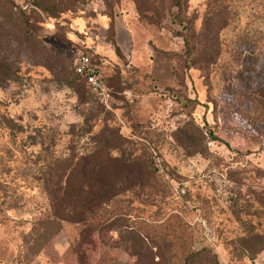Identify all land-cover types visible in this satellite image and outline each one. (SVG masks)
<instances>
[{"label":"rangeland","instance_id":"374dc122","mask_svg":"<svg viewBox=\"0 0 264 264\" xmlns=\"http://www.w3.org/2000/svg\"><path fill=\"white\" fill-rule=\"evenodd\" d=\"M81 54L103 101L73 74ZM93 136L155 174L74 226L54 218L52 158L90 153ZM259 169L264 0H0V259L264 264Z\"/></svg>","mask_w":264,"mask_h":264},{"label":"trees","instance_id":"16d2710c","mask_svg":"<svg viewBox=\"0 0 264 264\" xmlns=\"http://www.w3.org/2000/svg\"><path fill=\"white\" fill-rule=\"evenodd\" d=\"M8 5L4 6V9L14 14L12 8ZM23 31L25 30L23 29ZM73 74L83 83L88 92L96 97L91 88L85 83V80L75 73L74 67ZM64 82L72 89L74 88L75 93L84 100V92L82 93L78 86L66 79ZM96 113V111L95 114L92 111L91 119L96 116ZM115 140L116 138L111 136L104 137L102 140L94 137V139L91 138L94 147L90 153L67 158L60 156L52 158L53 162L63 169L61 178L64 179L61 187L52 189L48 193L58 202L61 201L55 204L57 211L54 215L55 219L63 221L66 218L67 223L78 226L79 224H86L83 218H96V214L101 209H110L109 214H113L117 199L138 196L137 193L146 186L145 181L147 178L154 177L155 169L148 167L145 162H138V159L129 156H114L109 144L115 143ZM256 172L260 178H264V170L259 169ZM246 174L245 172V175L241 178L244 182L250 177ZM74 216H76V219ZM202 257L203 250L191 251L184 256L182 264H195L196 260ZM209 262L218 264L217 258L213 254H210Z\"/></svg>","mask_w":264,"mask_h":264},{"label":"built area","instance_id":"2783aa9c","mask_svg":"<svg viewBox=\"0 0 264 264\" xmlns=\"http://www.w3.org/2000/svg\"><path fill=\"white\" fill-rule=\"evenodd\" d=\"M75 73L85 80V83L91 88L94 95L101 101L107 98V88L100 76L97 67L91 64L89 57L81 54L75 59Z\"/></svg>","mask_w":264,"mask_h":264},{"label":"crops","instance_id":"0c3cea01","mask_svg":"<svg viewBox=\"0 0 264 264\" xmlns=\"http://www.w3.org/2000/svg\"><path fill=\"white\" fill-rule=\"evenodd\" d=\"M0 264H44L36 257L24 255L23 253H17L5 259H0ZM72 264V263H70Z\"/></svg>","mask_w":264,"mask_h":264}]
</instances>
